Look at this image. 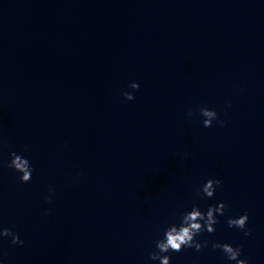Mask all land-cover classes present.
Listing matches in <instances>:
<instances>
[{
	"label": "water",
	"instance_id": "1",
	"mask_svg": "<svg viewBox=\"0 0 264 264\" xmlns=\"http://www.w3.org/2000/svg\"><path fill=\"white\" fill-rule=\"evenodd\" d=\"M201 107L224 125L204 127ZM26 146L30 181L0 173V227L23 241L0 239V264H159L164 229L219 202L197 239L264 264V0H141ZM208 179L222 183L197 196ZM245 212L247 237L227 225ZM166 255L235 264L211 243Z\"/></svg>",
	"mask_w": 264,
	"mask_h": 264
},
{
	"label": "clouds",
	"instance_id": "2",
	"mask_svg": "<svg viewBox=\"0 0 264 264\" xmlns=\"http://www.w3.org/2000/svg\"><path fill=\"white\" fill-rule=\"evenodd\" d=\"M128 87L133 91H124L122 95L126 100L131 101L135 99L133 93L139 90L140 86L137 82H130ZM199 113L204 118L202 124L206 128L211 127L213 121H216L221 126L225 123L223 120L219 119L214 109L201 107ZM187 115L192 116V112L189 111ZM25 151H27V146H25ZM9 157L10 159L5 166L20 174L18 179L21 183L29 182L33 168L28 159L16 152H10ZM221 183L222 181L220 179H208L197 192V196L213 197L216 188L220 186ZM45 202L51 203V196L46 197ZM226 208H228V205L219 202L214 205H209L206 211H201L198 205L193 204L191 210L180 213L178 224H170L164 229L162 238L155 241V250L149 252V259L151 261H159V264H170L171 257L166 255V253L181 252L185 248H193L195 251L199 252L203 248L208 247L209 243H211L212 250L219 249L228 261H234L235 264H249L247 257L244 259L239 258L242 253L239 246L234 247L228 243H220L217 241L210 242L208 239H197V237L204 232L209 234L215 232V225L219 222L217 217L223 216ZM248 220V214L245 212L238 217L228 218L227 225L229 228L235 227L242 230L243 235L247 237L251 235V229L247 227ZM3 238H10V243L13 245L23 244L18 233L14 232L11 228L0 227V239ZM162 253H165V255H161Z\"/></svg>",
	"mask_w": 264,
	"mask_h": 264
}]
</instances>
